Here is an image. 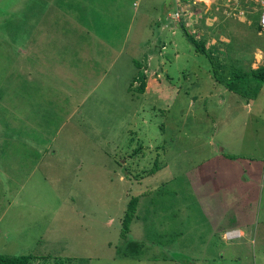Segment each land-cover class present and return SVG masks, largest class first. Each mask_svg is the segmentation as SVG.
I'll use <instances>...</instances> for the list:
<instances>
[{"label":"rangeland","instance_id":"obj_1","mask_svg":"<svg viewBox=\"0 0 264 264\" xmlns=\"http://www.w3.org/2000/svg\"><path fill=\"white\" fill-rule=\"evenodd\" d=\"M150 3L0 0V254H30L31 264H264V82L248 107L212 76L196 99L184 95L201 69L176 55L185 40L172 22L157 27L167 51L156 49ZM229 7L193 0L178 13L199 27L195 39L217 19L204 41L227 40L226 64L264 65V32L221 15ZM131 197L126 239L150 248L139 260L114 255ZM232 223L255 227L222 240Z\"/></svg>","mask_w":264,"mask_h":264},{"label":"trees","instance_id":"obj_2","mask_svg":"<svg viewBox=\"0 0 264 264\" xmlns=\"http://www.w3.org/2000/svg\"><path fill=\"white\" fill-rule=\"evenodd\" d=\"M64 0H55V3L58 4L59 6H65L61 5L62 2ZM191 0H182V3L186 2L189 3ZM168 9L165 8L164 3L161 2L159 3V11L160 12V18L158 21L155 22L154 29L153 31H156V38H157V42L159 43V45L157 46L156 49H159V47L162 49V46L166 43L169 44V42H166L165 39L162 40V38L160 37V35L158 34V26L160 24H171L170 22H167V20L165 19V12ZM176 26H178V33L182 32L184 35V50H185V55H187V57H189V54L196 52L198 54H202L206 60L205 61H199L198 60V65H200L202 68L204 69H208L210 75L213 77V79L219 83L220 85H222L223 89L230 91L236 95L239 96V98H241L242 100L245 101H249V100H253L255 99L257 92L259 91V89L261 88V84L264 82V65H261L259 67L256 68H244L243 66L234 63V62H229L228 64H226L225 62L221 63L218 62L217 60V53L215 52H211V48L207 47L204 40L203 39H195V35H188V32L186 31V28L183 26L182 20H179L178 23L176 24ZM188 29V28H187ZM152 32V31H151ZM151 34V33H150ZM155 34V33H154ZM193 34H196L195 32H193ZM162 41H165L163 43H161ZM161 49H159V52H161ZM216 47H213V51L216 50ZM166 50H162V52H165ZM211 53L213 55H211ZM165 55V53H162L161 58H163ZM171 58V56H169ZM196 57H200V56H196ZM189 59H191V56L189 57ZM208 60V62H207ZM210 62V63H209ZM134 64H138L136 61L134 62ZM160 68V67H159ZM227 69L226 73L223 74V70ZM138 77L134 78L135 80L138 81V85L136 86L135 90L137 93H143L144 91V80H145V75L144 72L141 70L138 71ZM133 81H130L128 84V87H131ZM180 88V87H179ZM184 89H187V87H184ZM195 99V96L193 97ZM157 110V108H155ZM161 109V108H159ZM164 112H159V114L155 115V116H165L166 110H163ZM162 125V124H161ZM160 124L158 125V127L161 126ZM231 157V156H229ZM228 157V158H229ZM232 159V158H231ZM157 165L154 164L152 168L149 169V172H152L153 170H156ZM136 199L131 197L127 203V207L124 210L123 213V217L121 220V226H120V234L122 237V242L117 245L115 247V252L114 255L117 258H129V259H142V257L146 258V253L147 251L150 249H148V246L145 243H141L139 241H135L132 239H126L125 234H127L128 230H129V223L132 221L133 217L136 219V215L135 214V206H136ZM152 205L153 203H149L148 205ZM150 207V206H149ZM146 208V212L148 214V208ZM147 215V214H146ZM138 220H141L143 223L144 221H146L147 219L144 218H140V216H137ZM145 225V224H144ZM147 237L150 239L149 244L150 245H159L158 239H155L152 236L147 235ZM148 240V239H147ZM145 251V253H144ZM42 257V256H41ZM50 258V257H49ZM157 258V257H155ZM155 258H151L155 259ZM163 259L165 258H169L171 261H178V262H182L185 264H194L190 263V261H188V259H184V257H178V258H171L168 256H162ZM161 258V259H162ZM212 262L215 260L214 257L210 256ZM30 259H36L34 258V256L30 255V254H21V255H6V254H0V264H31ZM43 259V257H42ZM48 259V258H47ZM47 259H43L46 260ZM52 259V264H65L66 261H68V259H60L57 257H53L50 258ZM177 263V262H176ZM180 263V264H182ZM196 263V262H195Z\"/></svg>","mask_w":264,"mask_h":264},{"label":"crops","instance_id":"obj_3","mask_svg":"<svg viewBox=\"0 0 264 264\" xmlns=\"http://www.w3.org/2000/svg\"><path fill=\"white\" fill-rule=\"evenodd\" d=\"M164 1L165 0H151V6H154V5H156V4H158L159 5V3H161V2H163L164 3ZM192 2H193V0H192ZM196 4V3H195ZM135 6H138L137 4H135ZM199 12V11H198ZM196 13V12H195ZM197 16V15H196ZM210 21H211V23L210 22H205V24H212L213 25V23H214V21H215V19L213 18V17H211L210 19H209ZM227 21V20H226ZM218 24V21H217V19H216V23L214 24V26L213 27H215V25H217ZM226 24H227V22H226ZM199 25V24H198ZM212 25H209V27H207V29H208V31L210 30V32L208 33V34H211V30L212 31H214V29H213V27H212ZM223 26V25H222ZM196 27V26H195ZM224 27V26H223ZM199 27H196V33L199 31V29H198ZM203 29H205V28H203ZM198 34V33H197ZM208 34H201V37L202 38H205L206 40H207V38H208ZM216 35H219V33H217ZM222 38V37H221ZM219 39V38H218ZM222 41H221V45H217V44H215V42L213 43V44H210V45H208V47H210L211 48V52L213 53H217V56H219V59H218V61L219 62H221V63H223V62H225V63H227V61H228V59H227V51H226V43H227V40L225 39V38H222L221 39ZM166 47L168 46V44H166L165 45ZM165 47V48H166ZM213 47H216L217 49L216 50H214L213 51ZM162 48H163V46H162ZM166 50V49H165ZM171 50H174L173 48H171ZM167 51V50H166ZM176 51H177V53H176V55L178 56V54L180 53V54H184L185 53V50H184V48H183V46L181 47L180 45L179 46H177L176 47ZM162 52V51H161ZM195 53L196 52H194L193 51V53H191L192 54V56H191V65H192V67H195V68H197V69H201V71H199L198 70V75L197 76H195V78H193V77H191V76H188L190 79H193V80H195V83H191L192 85V89L194 88V90H192L191 89V91H189L188 89H184L183 91L181 90V92H183V94L184 95H188V92L190 93V95H192V98L191 99H194L193 97L195 96V99H196V96H198L199 94H197V95H193L194 93H197V91L196 90H198V89H200V92L199 93H201V88H199V84H204V82H211V80L210 79H212L211 78V75H210V73H209V71H208V69H204V68H200V65H198L197 63H198V60L195 58L196 57V55H195ZM191 54H189V57H190V55ZM176 55L175 56H173V57H176ZM188 57V58H189ZM197 60V61H196ZM187 61H188V59H187ZM181 79L182 80H184V77H183V75L181 74ZM186 79V78H185ZM213 80V79H212ZM189 81V80H188ZM190 82V81H189ZM188 85V84H187ZM260 91H261V89H260ZM227 93H228V95L230 94V95H232V94H234V93H232V92H230V91H227ZM260 93V92H259ZM258 93V94H259ZM257 94V95H258ZM236 95V94H235ZM236 96H238V95H236ZM239 97V96H238ZM258 96H256V98H257ZM241 99V98H240ZM249 101H251V100H249ZM256 104V103H255ZM257 104H259V103H257ZM245 106H247L248 107V104H247V101H246V103H245ZM251 107H252V105H250ZM252 109V108H251ZM253 112H254V109H253ZM253 112H249V115H254L255 113H256V110H255V113H253ZM262 113V112H261ZM229 160H231V161H234V160H232V159H229ZM225 211V210H224ZM255 227V223L254 224H251V225H244V227H242V226H240L239 224H237V223H232V225H230V226H224L223 227V229L221 230V232H220V238L223 240V239H225L226 241H229V240H232V239H235V238H242V237H244V233H243V231H241L239 228H254ZM228 231H230V233L232 234V235H230L229 233H226V232H228ZM225 233V234H224ZM234 233V234H233ZM253 233L254 232H252V234H251V236L253 235Z\"/></svg>","mask_w":264,"mask_h":264},{"label":"clouds","instance_id":"obj_4","mask_svg":"<svg viewBox=\"0 0 264 264\" xmlns=\"http://www.w3.org/2000/svg\"><path fill=\"white\" fill-rule=\"evenodd\" d=\"M172 1L174 2V5L171 6V2ZM246 3H248V2L240 1V3H238V5H236L235 8H231V7L227 8V9L222 8V11L220 13L223 16L232 17V18L238 19L240 22H242L243 24L247 25L246 26L247 28L250 25L254 26L257 29V31H258L256 33V35H260L261 32H264V27H262L259 24L260 11L253 9L250 4H246ZM180 4H182V5H191V4H193V2H192V0L189 3H186V2L182 3V0H165L164 1V6H165L166 9H170V8H173V7L175 8L172 11V14L174 16H172L171 20H167V21H171L173 25H176L179 20H182L183 26L187 29V27L184 25L183 19L181 18L182 16H184V13L186 12V10H182L181 11V13H182L181 16H179V13H178V10H179L178 7H179ZM132 5H133V8L136 7L134 2L132 3ZM166 12H168V11H166ZM166 12H165V15H166ZM191 12H194V11H191ZM175 19H176V21H175ZM193 32L196 33V31H191V29L189 28V33L191 35H195L197 37L198 34L197 33L193 34ZM198 39H203L204 40L205 38H202L201 36H199ZM205 44H206V42H205ZM207 47H208V45H207ZM211 55H213V54L211 53ZM217 59H219V56L217 57ZM226 233H229L230 235H232L230 233V231H228ZM223 240H225V239H223Z\"/></svg>","mask_w":264,"mask_h":264},{"label":"built area","instance_id":"obj_5","mask_svg":"<svg viewBox=\"0 0 264 264\" xmlns=\"http://www.w3.org/2000/svg\"><path fill=\"white\" fill-rule=\"evenodd\" d=\"M233 1L236 5H238L240 1L248 2L246 4H250L253 9L260 11L259 24L264 27V0H231V2Z\"/></svg>","mask_w":264,"mask_h":264}]
</instances>
